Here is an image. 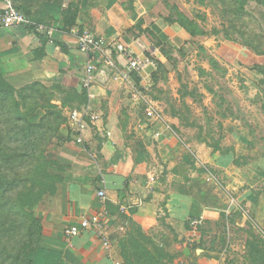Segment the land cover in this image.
I'll use <instances>...</instances> for the list:
<instances>
[{
	"label": "crops",
	"instance_id": "0c3cea01",
	"mask_svg": "<svg viewBox=\"0 0 264 264\" xmlns=\"http://www.w3.org/2000/svg\"><path fill=\"white\" fill-rule=\"evenodd\" d=\"M159 2H43L31 11L37 22L53 30L49 37L25 25L0 26V73L17 89L38 83L58 90L60 98L53 104L61 106L71 128V138L57 158L59 172L55 174L62 181L55 196H47L53 203L39 214L43 232L35 251L28 253L33 264H234L227 251L216 254L212 249V244L234 245L230 238L235 231L224 226L222 232L216 224L225 214L215 203L224 194L220 185L209 195L198 188L196 174L189 175L190 168L197 165L181 159L184 154L178 155L179 147L173 145L167 130L157 126L144 130L131 107L132 91L148 86L153 69L128 81L115 80L108 59L116 62L118 71L126 67L114 49L107 51L108 58L91 57L78 47L79 36L88 31L107 42L131 45L137 53L163 62L160 49L148 47V43L174 41L181 38L183 30L156 13ZM73 3L79 7L75 25L65 27L66 12ZM91 63L96 64L95 79L90 89H85ZM73 109L88 111L97 121L88 118L87 127L77 133L69 118ZM235 128L234 135L246 134L245 129ZM156 132L160 137H155ZM238 139L234 153L223 156L213 170L228 182V210L235 203L244 204L245 217L260 224L264 234V155L257 156L248 140L245 144ZM100 192H105V200L99 197ZM103 211L109 212L105 234L112 251L104 250L95 230L74 239L65 237L67 229ZM195 219L206 223L196 228L190 223ZM232 222L236 227V220ZM208 224L212 226L206 229ZM156 249L159 257L153 256ZM246 264H250L248 260Z\"/></svg>",
	"mask_w": 264,
	"mask_h": 264
},
{
	"label": "rangeland",
	"instance_id": "374dc122",
	"mask_svg": "<svg viewBox=\"0 0 264 264\" xmlns=\"http://www.w3.org/2000/svg\"><path fill=\"white\" fill-rule=\"evenodd\" d=\"M1 2L5 7L0 6V26L4 25V11L10 6L9 0H0ZM243 3V7L238 8L232 0H161L156 13L162 14L166 19H176L181 15L195 23L196 33L193 35L189 28L181 27V38L161 45L157 41L148 43V47L155 45L160 49L163 62H157L153 58L158 68L153 70L154 74L146 88L132 91L134 104L131 105L140 116V126L144 130H152L156 126L167 130L173 145L179 147L178 155L184 154L181 159H187L193 166L197 165L190 168L192 172L189 175L196 174L200 180L198 188L209 195L217 188L216 185H220L224 194L215 203L225 214L224 220L216 224L222 232L224 226L226 230L229 227L235 231L230 238L234 245L225 248L220 244H211L216 254L227 251L228 259L234 264H246L247 252L244 248L249 239L248 233L251 231L255 235L261 234L260 224L255 221L256 228L250 225L243 213L244 209L247 210L244 204L235 203L228 210V182L218 170L213 169L223 160V156L234 153L236 138H239L238 142L246 141L245 144L248 140L257 156L264 155V6L257 0H244ZM111 43L119 42H108ZM99 56L109 58L107 52ZM92 65L96 68L95 63ZM203 70L206 71L204 75L201 73ZM40 87L33 98L27 93L17 97L19 107L13 103L8 108V113L13 111L14 115L21 113L26 116L31 113L29 120L38 124L41 117L45 116V111L39 108L36 112L33 110L36 107L44 108L50 101L60 98L55 88ZM191 93L195 96H189ZM60 107L58 106L60 110L53 109L52 123L44 131H38L39 137L31 148L36 154L31 163H26L22 172L24 179L39 184L40 193H32L28 187L26 193L14 202L13 208L11 206L13 220L10 224L21 227L11 234L16 243L23 240L30 225H34L40 233L43 232L44 226L39 214L46 205L53 203L47 196H55L62 181L55 174L59 172L57 158L71 138L68 131L71 128ZM5 113L7 112L3 114ZM234 122L240 124L236 123L237 126ZM235 127L245 129L246 134L234 135L237 130ZM157 133L154 134L155 137ZM10 146L24 149L22 144ZM198 170L201 172L198 173ZM41 191L46 193L43 195ZM15 213H21L25 219L16 217ZM232 220H236V227L232 225ZM193 221H201V226L205 222L201 219ZM200 225L196 228H200ZM211 226L212 224H208L206 229ZM225 237L227 243L228 234ZM22 246H16L15 252ZM153 256L159 257L158 250L153 252Z\"/></svg>",
	"mask_w": 264,
	"mask_h": 264
},
{
	"label": "trees",
	"instance_id": "16d2710c",
	"mask_svg": "<svg viewBox=\"0 0 264 264\" xmlns=\"http://www.w3.org/2000/svg\"><path fill=\"white\" fill-rule=\"evenodd\" d=\"M45 1L51 2L53 0H17L14 6L31 21L40 24L34 19L35 15H33L31 10ZM257 1L264 6V0ZM243 2L244 0H232V3L238 8L239 6L243 7ZM78 12V5L70 4L65 16V27H73L75 25ZM167 22L170 24H178L183 29L189 28L193 35L196 33L195 23L187 18H183L181 15H178L176 19L170 17L167 19ZM28 29L34 30L35 28L28 27ZM215 67L218 66L215 64ZM201 73L204 75L206 71L203 70ZM38 87L47 88L36 83L24 87L21 90H16L0 73V264H33L29 259L28 253L35 251L42 234L34 228V225H30L27 233L23 235V240L20 239L21 241L16 243V239L11 238V234L14 230L21 229V227H13L10 224L13 220L11 209L14 206V202L26 193L28 187L32 193L39 192L40 190L39 184L24 179L23 176L25 175L22 172L26 163H31L36 154L31 148L39 137L38 131H44L52 123L50 121L54 117L53 109H57L58 106L50 101L47 106L44 105V108L36 107L33 112L39 109L45 111V116L41 118L38 124H34L29 120L31 113L28 116L22 115L21 113L14 115L13 111L8 113V108L11 105L13 106V103L19 107L17 97H22L25 93L33 98L34 94L39 90ZM83 95L86 96V92H83ZM189 96L194 97L195 95L191 93ZM223 102L224 100H222ZM4 112L7 113L3 114ZM8 114L11 116L6 117ZM224 118L227 119L226 116ZM10 144H22L24 149L14 148V146L11 147ZM42 193L44 195L46 192L43 191ZM15 216L25 219V216L21 215V213H15ZM26 216L27 218L29 217L27 214ZM249 222L253 228H256L251 219ZM187 228L191 229L189 224ZM248 237L246 247L247 260L250 264H264V234L255 235L250 231ZM18 245L23 246L15 252L16 246ZM9 247H11L10 250L8 249Z\"/></svg>",
	"mask_w": 264,
	"mask_h": 264
},
{
	"label": "built area",
	"instance_id": "2783aa9c",
	"mask_svg": "<svg viewBox=\"0 0 264 264\" xmlns=\"http://www.w3.org/2000/svg\"><path fill=\"white\" fill-rule=\"evenodd\" d=\"M10 6L4 11L3 22L5 27H11L15 25H25L27 27H34L38 32L52 36L53 30L50 28L31 21L25 14L19 12L12 6L16 0H9ZM79 49L90 55L96 57L101 54H105L108 50L114 49L125 62V71H118V66L115 61L108 59V67L113 71L115 80L128 81L133 75L140 76L147 69L151 68L157 70L158 65L156 61L151 57L143 53H137L131 45L124 43L108 44L104 39L97 37L96 35L86 31L83 32L78 38ZM113 61V62H112ZM95 67L92 63L87 68V76L84 81V88L90 89L91 84L94 81ZM136 95V94H135ZM138 96V95H137ZM136 96V97H137ZM152 116V113H149ZM70 121L72 122V129L77 133H82L87 127V119L97 121V117L89 115L88 111L81 112L80 110L71 111L69 114ZM156 137H160V133H157ZM79 142H82L79 139ZM99 197L102 200L106 199L105 192H100ZM109 217L108 211H103L98 214H94L88 218H85L78 226L71 227L65 231V237L67 239H74L79 237L82 233L95 230L100 239L105 251L109 252L111 249V241L105 234V222ZM202 220V219H201ZM201 221H193L192 226L200 225Z\"/></svg>",
	"mask_w": 264,
	"mask_h": 264
}]
</instances>
